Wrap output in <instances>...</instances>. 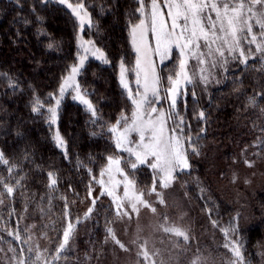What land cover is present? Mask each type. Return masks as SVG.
I'll use <instances>...</instances> for the list:
<instances>
[{
    "label": "trees",
    "instance_id": "trees-1",
    "mask_svg": "<svg viewBox=\"0 0 264 264\" xmlns=\"http://www.w3.org/2000/svg\"><path fill=\"white\" fill-rule=\"evenodd\" d=\"M79 2L93 21L82 36L108 62L89 59L79 75L80 87L96 115L66 97L53 122L49 109L60 98L61 82L80 55L79 21L57 1L0 0V152L14 166L9 173V165L0 164V181L15 188L9 197L0 184V264H19L21 258L27 261L29 246L33 264H45L48 254L42 247L54 231L61 228V236L69 221L93 207L92 197L98 203L106 201L98 180L107 158L117 152L109 128L133 112V103L119 82V70L123 64L134 78L131 26L139 22V0ZM178 65L179 56L174 54L162 68L163 78L167 80L168 73L174 76ZM253 97L255 104L249 103ZM34 107L38 110L33 111ZM201 111L204 119L199 117ZM175 112L179 113L174 117L177 123L180 117L184 120V136L191 137V144L185 142L192 169L207 181L224 215L235 216L238 230L244 234L240 264H264V62L231 64L224 85L211 93L209 102L188 89ZM56 127L65 150L55 143ZM125 169L139 189L148 191L153 185L148 167ZM236 171L242 174L239 183ZM49 172L57 179L55 190L48 186ZM17 179L19 187H15ZM102 216L98 210L95 217L100 220ZM210 224L217 234L223 230L221 222ZM16 233L20 240L14 238ZM95 237L99 245L89 250L91 260L114 264L108 261L114 252L106 250L103 241L107 236L101 228L96 229ZM226 242V238H216L210 247L216 264H235L238 259L223 249ZM101 243L98 258L92 251ZM37 250L39 261L34 259ZM190 252L181 258L182 264H189Z\"/></svg>",
    "mask_w": 264,
    "mask_h": 264
},
{
    "label": "snow or ice",
    "instance_id": "snow-or-ice-1",
    "mask_svg": "<svg viewBox=\"0 0 264 264\" xmlns=\"http://www.w3.org/2000/svg\"><path fill=\"white\" fill-rule=\"evenodd\" d=\"M60 3L67 4L72 9L73 14L80 19L81 25L84 24L86 19L91 23L85 5L79 0H77L75 5L68 3V0H60ZM257 5H261V8L257 9ZM165 7L168 9V18L171 21L170 26L164 19L159 0H139V8L137 10L140 13V18L138 23L132 24L131 36L133 47L137 52L136 75L138 78L136 83L138 87H142L143 91H137L133 94L132 90L129 89V99L135 106L131 120L124 118L122 121H118L116 126L109 128L111 133H118L115 140L116 148L120 151H126L131 157H134V159L127 161L126 166H130L134 171L138 166L147 165L159 175V183L162 188H167L176 179L174 172L177 169L183 171L190 167L184 143L187 141L191 144V137L184 136L183 118L180 117L178 123L174 120V117H179V113L175 111L165 113L154 106L161 99V77L157 75L156 68L147 55L149 51L147 43L148 33L151 32L155 39V53L160 57L161 63L170 58L173 46L179 50L181 57L179 71L174 76L169 75L167 77L168 87L165 89L164 95L165 99L171 96L170 109H175L176 97L184 94L181 91V85L192 82V76L187 72V59L195 58L199 65L207 64L209 68H214L217 64H226L228 56H231L233 59L239 58L241 63L247 65V60L254 58V53L251 47L247 50L243 47L245 43L249 46L255 45V52L264 56V0H251L250 3L248 0H165ZM251 21H254V24L259 26V38L258 34L253 31L254 24ZM86 43L91 44L92 42L87 41ZM81 46L83 47V44ZM49 47H52V45L50 44ZM84 51L87 52L88 49L85 48ZM96 53H99L98 59L104 63L108 62L99 49L94 50L93 54ZM79 65L83 67L84 58L80 59ZM124 71V65L121 64V84L128 88V84L124 79ZM78 72L79 68L73 66L69 79H73ZM200 72V80L207 85L211 79V73L204 74V68H201ZM141 74L143 76L142 84L139 79ZM64 91L65 88L62 85L60 88L61 96ZM80 99L88 106L92 115L95 116L96 112L92 104L88 100L83 99V97H80ZM56 103L59 105L60 100L57 99ZM249 103L255 104L256 99L254 97L250 98ZM37 110L38 108H33V111ZM49 112L51 113V120L55 122L56 109L50 108ZM199 117L204 119L205 113L201 111ZM170 119L173 120L174 126L172 134L166 137L164 126L166 121ZM121 124L122 131H118ZM177 129H179L178 132ZM131 132L139 135V141L136 143L135 148L131 146L132 142L128 140V135ZM56 139L58 146L63 147L64 141L59 135H57ZM192 150L193 152L196 151L194 147ZM107 162L109 167L116 165L118 174L123 177V197L114 198V203H116L117 207L116 215L118 217L129 215L127 211L121 210L123 204L117 203V200H127L134 212L138 213L139 204L145 208H150L155 213L156 208L152 207L149 201L142 199L143 193L139 195L133 194L129 198V190L134 188V181L129 179V174L125 172L124 168L120 167L121 160L109 156ZM245 163L249 167L252 166L251 162L247 160ZM0 164L9 165V161L5 158L3 152H0ZM13 167L9 165V173L13 171ZM20 179H17L15 187H19ZM48 180L50 182L48 186L55 190L57 179L54 173H48ZM0 184L3 185L6 194L11 197L15 190L14 186L4 181H0ZM101 186L103 187V182H101ZM152 192L159 196L155 177ZM105 194L113 196L112 191L101 192V195ZM160 203H164L162 198ZM93 204H95V200H93ZM65 207L67 208V205ZM92 211L93 209L90 207L84 218L88 219ZM164 219L166 220L167 217H164ZM72 228L73 225L69 221L67 227L63 230L62 242L59 243L55 250L56 255L51 257V260L60 259V253L69 250L67 246L71 239ZM107 231L116 244L121 248H125V245L116 238L111 227ZM163 231L174 234L176 237H183L184 241L189 240L186 232L177 226L164 225ZM223 231L227 239L224 247L228 248L238 258L235 264H240L243 259L240 252V240H233L229 237V229L226 228ZM231 232L238 236V227H232ZM8 234L10 236L13 235L12 232ZM14 238L20 240L19 233H16ZM125 250L127 249L125 248ZM21 251H25V249H21ZM26 251L28 253L27 261L21 258L19 264H33L31 246ZM143 256L147 260L149 253L145 250L143 251ZM34 259L36 261L41 260L39 250H37ZM48 260L49 258L46 257L45 264H48Z\"/></svg>",
    "mask_w": 264,
    "mask_h": 264
},
{
    "label": "rangeland",
    "instance_id": "rangeland-1",
    "mask_svg": "<svg viewBox=\"0 0 264 264\" xmlns=\"http://www.w3.org/2000/svg\"><path fill=\"white\" fill-rule=\"evenodd\" d=\"M50 1H57L60 3V0ZM248 2L250 3L251 0H248ZM159 3L161 11L164 14V19L170 26L171 21L168 18V9L167 7H165V0H159ZM64 5L67 6V4ZM256 7L257 9H260L261 5H257ZM68 9L72 12L71 8L68 7ZM88 15L91 23H89V21L86 19L83 25H81L80 19L76 15H74L80 24V35L77 41L80 55L78 58V62L74 65L79 68V72L73 79H69V77L71 76L72 68L70 69L60 85V88L62 85L64 86L65 91L63 95L61 96L60 94V98H58L61 101V99L69 97L82 106L86 107L87 109L88 106L82 102L80 97H83V99H86L89 102L90 100L80 87L79 75L89 59H94L96 61L102 62L97 58L99 53L93 54L94 50L99 48L92 41L91 44L86 43L89 40H86L82 36L83 31L86 28L91 27L93 23L92 16L89 12ZM251 22L254 24V21ZM253 31L258 34L259 38V26L254 24ZM147 43L149 45V51L147 55L152 60L156 68L157 75L161 77V99L159 100V103L154 106H156L161 111H164L165 113L173 110L175 111V109L169 108V105L171 104V96H169L167 99L164 98L165 89L168 87V80H165V78H163L162 68L173 59L174 54H177L179 56L180 62L181 57L179 54V50L175 46H173L170 58L164 60L163 63H161L160 57L155 53L156 44L151 32L148 33ZM82 44L83 47L81 46ZM243 47L246 50L251 47L254 53V58H249L247 60V63L251 60H261L264 62V56H262L260 53L255 52V45L249 46L245 43ZM85 48L88 49L87 52L84 51ZM133 50L136 54L137 60V52L134 47ZM100 52L102 51L100 50ZM81 58H84L83 67H80L79 65ZM235 62L241 63V60L239 58L233 59L231 56H228V62L226 64H217L216 67L209 68L207 64L199 65L195 58L187 59V72L190 76H192V82L189 84H182L181 91L186 94L187 90L191 89L194 96H199L202 101H205L206 99V102H209L211 93L224 85L229 73L230 66ZM241 65L245 64L241 63ZM201 68L205 69L204 74H208L209 72L211 73V79L207 85H205L200 80ZM124 69V79L128 84V88H125L121 84V67L119 70V82L122 88L126 91L128 97L129 89L132 90L133 94H135L137 91L142 92V87H138L136 83L138 78L136 75V66L134 71V78L130 76L129 71L125 66ZM177 71H179V65ZM169 75H171V73H168V76ZM139 79L142 84V74ZM180 96L181 95H178L176 97V106L178 105ZM56 101L53 108H55L57 111L59 105H57ZM133 107V111H135V106L133 105ZM124 118H128L130 121L132 118V114L123 116L120 121H122ZM172 129V119L167 120L164 126V134L166 137L172 134ZM118 131H122V124L119 126ZM117 134H114L115 140ZM57 135H59V137L61 138L56 127L54 133V140L56 144ZM128 140L132 142L131 146L135 148L136 143L139 141V135L135 132H131L128 135ZM60 148L65 150L64 145ZM184 148L190 167L184 169L183 171L177 169L176 172H174V176L176 177V179H174L167 188H162L160 186L159 175L155 173L151 168H149L147 165L138 166V168L146 166L151 170L153 177L156 178V189L157 192H159V196L155 192H152L153 185L148 191H143L138 188L136 182L134 181V188H130L129 190V198H131L133 194L139 195L143 193L142 199L149 201L152 207L156 208L155 213H153L150 208H145L143 207V205L139 204L138 213L134 212L132 211L131 205L127 202V200H117V203L123 204V208L121 210L127 211L129 215L120 217L116 215L117 207L116 203H114V198L123 197V177L118 174L116 165H112L111 167H109L107 162L104 170L102 171L103 175L100 176L98 183L101 192L112 191L113 196H108L106 194L102 195L104 196L106 201L99 203L97 202V198L92 197L91 200H95V204H93L92 207V213L88 216V219H85L84 217L88 213V211H86L81 215V218L77 219L74 222H71L73 228L71 239L69 241V245L67 246L69 250L60 253L61 258L53 261L50 258L56 255L55 250L57 249L59 243L62 242L63 236V234L60 236L62 232L61 228L54 231L52 237L50 236L49 239L44 242V246L42 247V250L48 254L46 256L47 258H49L48 262L53 264L95 263V261L91 260V251L89 250H92L94 245L96 244V229L101 228L107 236V238L103 241L106 245V250L111 249L114 252L113 259L108 261H113L114 264H182L181 258L185 256L187 254L186 252L188 251H192L189 253V264H216L212 259L213 256L210 255V247L216 244V238L221 239L226 238V236L223 230H221L218 234L214 232L210 223L221 222L222 229H229V237L239 239L240 241L242 240L244 234H241L239 232V235L236 236L231 232L232 227H238L235 216L234 219H232L224 215V212L220 209L217 202L219 200L216 195L211 192L207 181L204 182L200 175H198V171L192 169L186 142L184 143ZM116 150V154L112 157L121 160L120 167L124 168L125 172L127 173L125 169L127 161H129L130 159H134V157H131L130 154L126 151H120L117 148ZM129 169L132 170L130 166ZM241 175L242 174L239 171L235 172L236 183H239L241 181ZM129 179L131 178L129 177ZM101 182H103V187L101 186ZM161 198L163 199L164 203H160ZM98 210H100V213H103V216L100 220L98 219V217H95ZM164 217H167V219L165 220ZM164 225L179 227L181 230L186 232V234L189 236V240L184 241L183 237H176L174 234L165 233L163 231ZM109 227L113 229L116 238L125 245V248L127 250H125V248H121L114 242L112 237L108 234L107 229ZM101 245L102 243L97 250L92 251V253H97L98 258L102 253L100 250ZM201 249H203L204 251ZM223 249L226 250L229 255L232 253L228 248H225L224 246ZM145 250L149 253V258L147 260L143 256V251ZM262 257L264 259V255H262ZM102 263L103 262L99 259L95 264Z\"/></svg>",
    "mask_w": 264,
    "mask_h": 264
}]
</instances>
